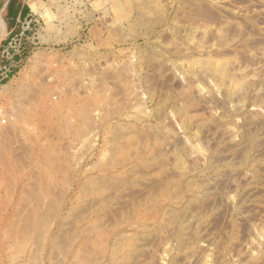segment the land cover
I'll list each match as a JSON object with an SVG mask.
<instances>
[{
	"label": "rangeland",
	"instance_id": "rangeland-1",
	"mask_svg": "<svg viewBox=\"0 0 264 264\" xmlns=\"http://www.w3.org/2000/svg\"><path fill=\"white\" fill-rule=\"evenodd\" d=\"M30 4L0 264H264V0Z\"/></svg>",
	"mask_w": 264,
	"mask_h": 264
},
{
	"label": "crops",
	"instance_id": "crops-1",
	"mask_svg": "<svg viewBox=\"0 0 264 264\" xmlns=\"http://www.w3.org/2000/svg\"><path fill=\"white\" fill-rule=\"evenodd\" d=\"M30 1L0 0V42L16 31L21 22L34 20Z\"/></svg>",
	"mask_w": 264,
	"mask_h": 264
},
{
	"label": "built area",
	"instance_id": "built-area-1",
	"mask_svg": "<svg viewBox=\"0 0 264 264\" xmlns=\"http://www.w3.org/2000/svg\"><path fill=\"white\" fill-rule=\"evenodd\" d=\"M27 23L30 25V21L28 22H21V24ZM26 31V29L23 30L22 33H19L20 39L23 38V33ZM18 52L15 50V47L12 46L11 42H9V45L3 50L2 57L4 59V64L0 66V82L9 80L11 76H14L13 74V67H16V61L15 57Z\"/></svg>",
	"mask_w": 264,
	"mask_h": 264
},
{
	"label": "bare ground",
	"instance_id": "bare-ground-1",
	"mask_svg": "<svg viewBox=\"0 0 264 264\" xmlns=\"http://www.w3.org/2000/svg\"><path fill=\"white\" fill-rule=\"evenodd\" d=\"M5 34V33H4ZM54 88V87H53ZM15 156V155H14ZM38 190V189H37ZM39 195V194H38ZM41 195V194H40ZM43 198V197H42ZM39 199V198H38ZM36 200H37V198H36ZM43 202V201H42ZM36 204V203H35ZM22 214V213H21ZM29 220V219H28ZM42 226V225H41ZM43 231V230H42Z\"/></svg>",
	"mask_w": 264,
	"mask_h": 264
}]
</instances>
